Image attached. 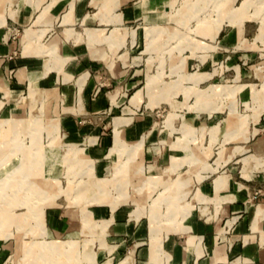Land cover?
<instances>
[{
    "label": "crops",
    "instance_id": "obj_1",
    "mask_svg": "<svg viewBox=\"0 0 264 264\" xmlns=\"http://www.w3.org/2000/svg\"><path fill=\"white\" fill-rule=\"evenodd\" d=\"M177 1L180 7L174 8ZM241 1L229 0L225 12ZM206 3L9 0L4 4L5 22L0 25V140L9 138L15 144L14 131L18 129L20 133L28 127L29 122L24 125L21 121L22 115L27 112L29 102L39 101L30 95L31 90L55 91L59 130L64 131L68 144L85 145L81 148L96 167H105L109 160L119 159L117 153L110 152L117 136V150L121 146L142 145L139 161L144 174L162 176L165 183L175 178L188 181L185 187L174 185L167 192L174 196L178 208L186 203L191 206L180 220L183 227L179 231L163 226L160 238L151 227L154 232L150 234L151 221L146 215L139 218L131 215L135 209L132 203L116 208L112 205V209L108 204L87 205L92 215L87 211L89 219L104 225L102 231L89 230L82 218H73L56 202L44 209L47 234L44 236L40 230L37 242L74 239L81 233L84 241L94 237L95 247L89 242L86 248L93 252L94 259L82 264H264V114L253 120L250 128L248 122L241 121L243 129L248 131L246 140L242 135L229 139L241 128L237 124V128L225 132L223 141H218L217 124L209 125L208 121L216 107L202 99V89H195V96L202 99L195 110L189 111L183 103V95L192 87L216 76L215 69L206 71L210 60L203 53L204 48L215 46L211 42L217 41L219 48L233 52L227 55L230 61L224 67L234 70V79L241 73L242 59L251 62L257 52L261 54L257 47L264 46L261 19L264 1L261 7L245 8L241 22L224 21L216 34L208 25L219 18V12ZM170 5L172 16L166 14ZM210 14L213 17L205 20ZM175 15L180 16L181 25L162 24ZM189 16L196 20L193 33L197 34L187 41ZM181 34L186 36L185 41H175L180 49L179 59L174 70L167 72L163 60L159 63L150 52L158 47H168L166 51H169L171 39ZM182 48L191 49L192 56L187 51L182 55ZM146 49H149L147 56L142 58L140 54ZM193 57L198 70L188 72ZM191 73L202 75L203 79L187 85ZM172 78L174 82H167ZM247 84H236L241 87L232 92L236 85L228 84L229 93H226L234 96L238 92L247 104L252 94ZM185 124L190 126L187 134L182 130ZM205 127L210 130L207 143L202 131ZM10 143L3 148L0 159H20L15 157L17 153H22L23 159L28 158L26 148ZM193 156L205 160L215 170L189 163ZM39 157H42L41 149L39 152L36 146L33 158ZM173 162L182 164L166 175L165 167ZM10 169L11 166L9 173L4 174H15V169ZM179 171L188 177L182 178ZM99 175L104 176L96 170L95 176ZM198 176L202 178L198 180ZM14 181L10 185L22 186L19 180ZM22 208L27 206L14 207V219L4 222L0 229V264H17L12 262V235L6 234L12 233L13 224L27 218V211ZM3 220L4 216L0 215V221ZM166 230L168 233L163 236ZM34 254L38 256V249Z\"/></svg>",
    "mask_w": 264,
    "mask_h": 264
},
{
    "label": "rangeland",
    "instance_id": "obj_2",
    "mask_svg": "<svg viewBox=\"0 0 264 264\" xmlns=\"http://www.w3.org/2000/svg\"><path fill=\"white\" fill-rule=\"evenodd\" d=\"M199 1L202 4L209 3L212 8H215L219 12V18L214 19V22L208 25V29L216 34L224 21L230 23L241 22L245 17V8L251 5L261 7V3L264 0H255L254 2L242 0L238 6L231 8L229 12H225V6L229 0ZM8 2L9 0H0V25L5 22L4 4L7 5ZM168 7L169 9L166 11V14L172 16V5ZM178 7H180V4L177 1L174 8ZM212 17L213 14H210L205 17V20ZM178 19H180V16L175 15L171 19L162 21V24L178 27L181 25ZM261 19L264 21V14L261 16ZM143 22L147 24V21ZM186 25L189 28L186 39L188 41V39H192L190 36L196 37L195 35L197 34L193 33L196 27L195 18L189 16ZM150 32L152 33V31ZM181 35L180 37L178 35L171 39L172 46L169 48V51H166L168 47H158L150 52V55L155 56V59H158L159 63L161 59L163 60L162 66H164L167 72L174 70V65L179 59L180 54L178 53L180 49L175 46V41L182 39V42H184L186 36ZM150 37L152 38V36ZM211 44L215 46L208 49L204 48L203 53L206 55L205 58H209L210 60L206 71L215 69L216 76L203 81L198 87H192L186 96L183 95V103H185V107L187 105L189 111L195 110V106L199 103L198 101L202 99L216 107L214 109L215 112L208 118V121L209 125L217 124L215 137L218 141H223L225 135H227L225 132L237 128V124L241 128L236 130L229 139L242 135L243 139L246 140L249 137L248 131L247 129H243L241 121L248 122L250 128L252 121H256L258 116L260 117L264 114L261 113L264 112V46H261V48L257 47V50L261 54L257 52V56L253 61L244 62L243 59L240 61L242 70L241 73L236 74L234 79V70L224 67L230 61L227 55L233 52L231 50H224L222 47L219 48L220 44L217 41L211 42ZM195 45L196 41L190 46L192 50H194ZM186 49H181L182 55L184 51H187V53L189 52V56H192L191 49ZM148 50L146 49L145 52L140 54L142 58L147 56ZM193 58L194 61L192 65L189 64L188 72L198 70L197 65L194 64L196 57ZM174 79L172 78L167 82H174ZM187 79L189 81L185 80L184 83L187 82V85H193L191 81L196 83L201 81L203 77L202 75L191 73ZM241 83H248L247 87H250V91L252 92L248 96L249 101L247 104L243 102L238 92L234 96L227 94L229 93L228 84L233 86L234 84L239 85ZM237 85L235 89H231L230 91H235L241 87ZM196 88L202 89L204 95L202 99L201 96L198 98L195 96ZM30 95L34 98H39L40 102L33 99V101L29 102L25 115H22L24 119H21V121L25 122L24 125H27L26 123L29 122V125L23 128L20 133H17L19 132L18 129L14 131L16 136L12 137L16 138H14L13 142L17 145L10 143L9 138H2L0 140V155L3 153V148L9 146V143L14 147L21 145L28 152V158L26 159L22 158V153L21 155L17 153L15 156L21 157L20 159L14 157V159L10 160L0 159V171L3 172H0V189L6 188L5 191L0 192V215L4 216V220L0 221V229L4 226V222L14 219L12 215L14 207L27 206V208H22V211H27V218L20 223L13 224L11 226L13 229L12 233L6 234L7 236L12 235L13 263L82 264L84 261H93V252L91 254V251L86 248L87 245L90 246L89 242H92L91 244L94 243L92 246L95 247L96 239L93 237L92 240L84 241V233L77 234V238L74 239L61 238L59 241L43 239L37 242L39 238H36L40 237V234H38L40 230L44 236L47 234L43 221L44 209L56 202L61 205L62 211H67L73 218H82L84 226L89 230L99 228L102 231L104 225L93 218V220L89 219L87 211L90 215L91 211L87 210V205L108 204L110 208L112 205L116 208L123 203H132L135 206L131 215L137 218L146 215L149 218V223L151 221L149 224L150 234L154 232H152L151 227L156 230L157 236L160 238L163 226L166 229L174 231H179V227H183L180 220L182 222L191 206L189 203H186L178 208L174 196L167 192L174 185H177L178 188L185 187L188 182L187 180L175 178L165 183L162 180V176L161 178H154V176L144 174V168L139 161L142 145L136 143L131 146H121L117 150L116 145H119V141L116 139L117 136L110 152L117 153L119 159L114 162L109 160L108 165L105 167H96L93 161L85 154L84 149L81 148L85 145L68 144L69 142L66 139L64 131L62 129L59 130L57 120L58 98L56 92H51L50 90H44L43 92L31 90ZM190 104L192 107H188ZM233 104L235 107L232 106ZM204 116L206 117V113H204ZM207 129L205 127L202 130L204 131L205 143H207V137L210 135V130ZM182 130L183 133L187 134L190 131V126L185 124ZM18 136L21 137L18 138ZM238 139L236 138L235 140ZM36 146L39 148V152L41 149L42 153V157H39V159L33 158ZM120 148L123 149L121 150ZM189 163L199 165V167L205 170H215V167L211 168L205 160L195 158L194 156ZM180 164L182 162H173L170 166L165 167V174L169 175ZM10 166L12 167L10 170L13 171L15 169V174H4L9 173ZM96 170L98 174L103 173L104 176H95ZM20 172L26 173L25 176H23L24 174L20 175ZM179 174L182 178L188 177L187 173L179 171ZM197 178L200 180L202 176H198ZM15 179L22 182V186L19 183L10 185V182H15ZM9 180L11 181L9 182ZM9 187H12L13 190H10ZM25 187H27L26 190H24ZM159 187H162L163 190H158ZM177 199H179L178 196ZM170 219L171 222L169 221ZM174 220L179 222H174ZM167 233L168 230L163 233V236ZM35 249H38V256L34 254Z\"/></svg>",
    "mask_w": 264,
    "mask_h": 264
},
{
    "label": "bare ground",
    "instance_id": "obj_3",
    "mask_svg": "<svg viewBox=\"0 0 264 264\" xmlns=\"http://www.w3.org/2000/svg\"><path fill=\"white\" fill-rule=\"evenodd\" d=\"M51 247V246H50Z\"/></svg>",
    "mask_w": 264,
    "mask_h": 264
}]
</instances>
